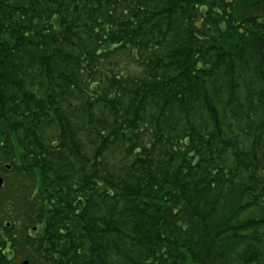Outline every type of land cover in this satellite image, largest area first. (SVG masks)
Masks as SVG:
<instances>
[{"label":"trees","instance_id":"obj_1","mask_svg":"<svg viewBox=\"0 0 264 264\" xmlns=\"http://www.w3.org/2000/svg\"><path fill=\"white\" fill-rule=\"evenodd\" d=\"M0 264H264V0H0Z\"/></svg>","mask_w":264,"mask_h":264},{"label":"water","instance_id":"obj_2","mask_svg":"<svg viewBox=\"0 0 264 264\" xmlns=\"http://www.w3.org/2000/svg\"><path fill=\"white\" fill-rule=\"evenodd\" d=\"M3 179L0 178V182H2ZM20 264H30L29 260L28 259H24Z\"/></svg>","mask_w":264,"mask_h":264}]
</instances>
